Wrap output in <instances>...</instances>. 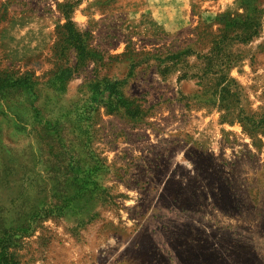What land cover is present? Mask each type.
Wrapping results in <instances>:
<instances>
[{
    "label": "rangeland",
    "instance_id": "1",
    "mask_svg": "<svg viewBox=\"0 0 264 264\" xmlns=\"http://www.w3.org/2000/svg\"><path fill=\"white\" fill-rule=\"evenodd\" d=\"M264 264V0H0V260Z\"/></svg>",
    "mask_w": 264,
    "mask_h": 264
},
{
    "label": "trees",
    "instance_id": "2",
    "mask_svg": "<svg viewBox=\"0 0 264 264\" xmlns=\"http://www.w3.org/2000/svg\"><path fill=\"white\" fill-rule=\"evenodd\" d=\"M0 264H5V263H4V259H1V260H0Z\"/></svg>",
    "mask_w": 264,
    "mask_h": 264
}]
</instances>
